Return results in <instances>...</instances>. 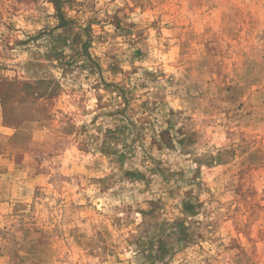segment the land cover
I'll return each mask as SVG.
<instances>
[{
  "label": "clouds",
  "instance_id": "1",
  "mask_svg": "<svg viewBox=\"0 0 264 264\" xmlns=\"http://www.w3.org/2000/svg\"><path fill=\"white\" fill-rule=\"evenodd\" d=\"M42 7L55 11L46 0ZM113 7L142 31L140 63L156 74L141 90L156 108L143 113L154 129H146L144 147L155 136L162 151L151 155L178 165H162L163 175L140 168L147 183L121 179L100 150L117 125L98 115L120 98L98 97L87 72L70 97L55 59L12 53L11 70L0 75L36 88L53 119L26 146L0 147V264H138V244L144 256L164 245L155 264H264V0H115ZM42 27L43 19L34 25ZM80 95L81 104L71 102ZM15 134L0 127V135ZM37 145L39 158L31 151ZM181 169L183 179L169 176Z\"/></svg>",
  "mask_w": 264,
  "mask_h": 264
},
{
  "label": "rangeland",
  "instance_id": "2",
  "mask_svg": "<svg viewBox=\"0 0 264 264\" xmlns=\"http://www.w3.org/2000/svg\"><path fill=\"white\" fill-rule=\"evenodd\" d=\"M46 2L55 9L53 13H48L42 7V0H0V72L11 70L6 61L13 59L11 54L14 52H30L37 61L43 59L50 63L55 59L56 66L63 69L62 75L68 83L67 95L70 97L81 91L78 81L80 76L87 72L84 76L86 82L90 77H96V82L92 83L90 88L97 91L98 97L100 92H106L110 96L114 93L120 98L115 108L111 107V101L102 105L104 112L98 115L106 117L105 123L117 125L116 133L109 129V135L100 150L108 154L109 162L119 168L122 173L121 179H128L130 182L143 180L147 183L150 181L140 168H145L149 173L159 172L163 175L173 164L178 165L175 160L169 162L151 155L154 148L162 151L161 143H157L155 136L149 147H144L146 129L153 132L154 129L143 113L154 112L156 108L155 101H152L150 107L148 99H141L148 96L146 91L141 90L147 89L150 83L156 81V74L144 69L140 63L146 56L143 48L138 47L143 45L142 31L135 30L136 25L127 20L123 8L113 7L115 0H46ZM41 12H44L43 17L40 16ZM41 19L43 27L37 30L34 25L40 23ZM109 28L112 30L109 31ZM121 44L127 47L122 48ZM41 48L45 49L42 54L33 51ZM64 49H68V52L66 53ZM125 63L129 65L128 69L122 67ZM25 66L28 68L34 65L29 61ZM35 66L41 65L37 62ZM138 71L141 72L140 77L136 76ZM105 73L110 78H107ZM57 89L58 85L48 93L49 102ZM37 92L36 88L16 76L9 79L0 75V127L16 129L14 136L0 135V147L26 146L30 135L37 132L46 121L53 119V114H49L48 110L38 103ZM112 99L115 100V96ZM83 100L84 96L80 95L78 100L73 99L71 102L79 105ZM121 101L122 107L119 106ZM60 119L70 122L72 118L64 114ZM95 120L96 117H93V123ZM160 140L166 141V133L160 134ZM114 143H120L122 147L116 148ZM59 146L60 141L57 140L53 147ZM137 146L140 155L137 153ZM31 151L37 158L42 155L39 145L33 147ZM17 159L19 160V157ZM162 165H166L167 169L162 168ZM173 175L183 179V170L177 173L169 172V176ZM168 178L165 177L166 180ZM186 207L190 205L186 204ZM160 234L163 235V231ZM101 245V250L106 251L103 237ZM138 246L141 248L138 264L146 262L155 264L156 260H163L166 251L163 244L155 256L151 252L144 256V245ZM148 247L151 248V244Z\"/></svg>",
  "mask_w": 264,
  "mask_h": 264
}]
</instances>
